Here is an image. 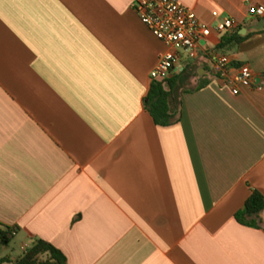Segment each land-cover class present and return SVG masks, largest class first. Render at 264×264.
Masks as SVG:
<instances>
[{
	"label": "crops",
	"instance_id": "1",
	"mask_svg": "<svg viewBox=\"0 0 264 264\" xmlns=\"http://www.w3.org/2000/svg\"><path fill=\"white\" fill-rule=\"evenodd\" d=\"M180 1L212 31L170 75L188 78L161 126L145 104L168 47L131 0H0V230L18 249L0 264L39 240L66 264H264V210L260 228L235 219L264 197V17L243 0ZM224 17L236 26L219 33ZM233 32L231 67L253 74L239 95L212 73Z\"/></svg>",
	"mask_w": 264,
	"mask_h": 264
},
{
	"label": "built area",
	"instance_id": "2",
	"mask_svg": "<svg viewBox=\"0 0 264 264\" xmlns=\"http://www.w3.org/2000/svg\"><path fill=\"white\" fill-rule=\"evenodd\" d=\"M249 6V15L264 17V7L250 5V0H243ZM131 6L139 19L153 35L162 41L168 50L159 55V60L150 73L151 80L163 81L172 73H180L183 68H176L182 51L189 59H197L204 50L211 35V28L198 20L193 9L186 7L180 0H131ZM215 18L219 17L213 12ZM235 21L224 17L216 24L219 33H227L235 28ZM233 60L228 54L215 53L212 73L229 86L235 95L241 87H249L253 82L252 71L247 64L231 67ZM13 234V233H12ZM26 252V249H23Z\"/></svg>",
	"mask_w": 264,
	"mask_h": 264
},
{
	"label": "trees",
	"instance_id": "3",
	"mask_svg": "<svg viewBox=\"0 0 264 264\" xmlns=\"http://www.w3.org/2000/svg\"><path fill=\"white\" fill-rule=\"evenodd\" d=\"M245 37L238 32L228 33L223 36L216 47V52L227 54L236 48ZM187 74L175 75L163 81L152 80L146 97V109L157 125L169 126L179 119V101L176 97V89L184 88ZM204 85L199 84L198 87ZM173 104V105H172ZM264 210V197L258 191H254L246 200L243 209L235 214V219L242 225L260 228L261 214ZM12 230L6 228L0 230V249L10 243ZM10 262L9 258L0 259V263ZM15 264H66L63 253L51 243L43 240L37 241L30 249L18 259Z\"/></svg>",
	"mask_w": 264,
	"mask_h": 264
},
{
	"label": "rangeland",
	"instance_id": "4",
	"mask_svg": "<svg viewBox=\"0 0 264 264\" xmlns=\"http://www.w3.org/2000/svg\"><path fill=\"white\" fill-rule=\"evenodd\" d=\"M180 55H181V58H180V59H182V60H184V61H192V60H193V59H189V58L186 56V54H184L182 51L180 52ZM209 74H210V72H209V71H206L205 76L208 77ZM189 86H190V85H188V87H189ZM12 248H13V250H12ZM13 252H14V253H13ZM17 252H18L17 246H16L14 243H12V244L9 245V247H3V248L1 249V251H0V255L9 254V253H13V254L16 255Z\"/></svg>",
	"mask_w": 264,
	"mask_h": 264
},
{
	"label": "water",
	"instance_id": "5",
	"mask_svg": "<svg viewBox=\"0 0 264 264\" xmlns=\"http://www.w3.org/2000/svg\"><path fill=\"white\" fill-rule=\"evenodd\" d=\"M200 75H201V73H200Z\"/></svg>",
	"mask_w": 264,
	"mask_h": 264
}]
</instances>
